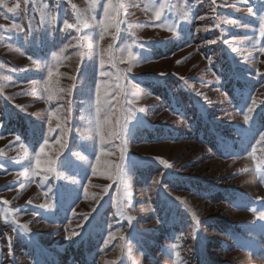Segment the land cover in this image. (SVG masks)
<instances>
[{"label":"rangeland","instance_id":"rangeland-1","mask_svg":"<svg viewBox=\"0 0 264 264\" xmlns=\"http://www.w3.org/2000/svg\"><path fill=\"white\" fill-rule=\"evenodd\" d=\"M3 2L0 264H264V0Z\"/></svg>","mask_w":264,"mask_h":264},{"label":"snow or ice","instance_id":"snow-or-ice-1","mask_svg":"<svg viewBox=\"0 0 264 264\" xmlns=\"http://www.w3.org/2000/svg\"><path fill=\"white\" fill-rule=\"evenodd\" d=\"M0 6H3L5 8H7V11L9 13L16 12L17 9L20 7L19 4H17L15 7L8 6L7 4H4L3 0H0ZM72 7H73V9H75L76 6L73 5ZM93 7H94V5H93ZM111 7H112V5L109 4L108 7L104 8L103 12H104V16L105 17H109V15H110L109 8H111ZM249 11H251V9H249ZM80 15L81 14L79 12H77V18L78 19L80 18ZM112 16L113 17L115 16V10H113ZM155 19L157 21H159L161 19V11H156L155 12ZM260 21H261V26H260L259 32H260L261 37H264V17H261ZM227 22L228 23H232V21H227ZM53 23H55V17H53ZM63 27L65 29H68V28H72L73 25L68 23L67 20H65L64 23H63ZM107 27L108 26L105 25L104 29H102L101 35H100V39H103V31L106 30ZM13 28L19 29V25L18 24H14ZM212 42L214 43L215 41H212ZM93 48H94V46H93ZM233 51H235V49H233ZM260 51L264 52V46H262L260 48ZM127 57H128L129 60L135 59V56H134V54H133V52L131 50V47H129L127 49ZM59 58H60L59 54H56V55L53 56L54 60H58ZM145 61H147V60H145ZM34 63H35V61H34ZM100 63H101L100 75L101 76L110 75L109 73H107V72H105L103 70L104 69V59H103V57L101 58V62ZM128 71H131V68H129ZM161 75H163V73ZM51 76H52V73L49 72V80H51ZM132 87H133V89H135L134 85ZM44 88L49 94V99L53 98L56 92L63 91L62 89L50 88L47 84L44 85ZM107 94H108L107 90H105V95H107ZM136 94H138L137 91H133V92H130V93H125V96H126L125 103L129 104V105L131 104V101L127 99V95L135 96ZM197 95H199V93H197ZM96 97H97V101H96L97 107H96V118L94 120V124L95 125H102L103 122L100 121V119H99V114H100V111H101V108H100V89L99 88L96 89ZM205 99H206V97H205ZM104 103L107 105L106 113L107 112H111V110H112V102L110 100H106ZM251 104H252V106L247 108V114H245L244 117H243L244 118V122L246 124L249 121H251V119H252V115L251 114L253 113V111H254V109L256 107V101L253 99L251 101ZM124 111L127 114L122 117V123L120 124L119 131L113 130L110 133V135H112L114 137L118 136L121 139V141H122V145L124 146V150H126V139L125 138L127 136H129V121L135 119V111H143V109L133 110L132 108L129 107V108L124 109ZM259 138H260L261 141H264V134H261L259 136ZM103 140H104V136L101 135V141L103 142ZM21 147H23V145H21ZM124 150H122V153H121V164L116 166V168H117L116 172L114 174H111V173L108 174V178L109 179H113L120 186H123L126 183V178H127V172L125 170V165H124V160H125ZM44 151H45V148H43V147L40 148V152L41 153H44ZM104 154L105 153L101 152V155H104ZM48 163H49L50 166L47 168V170L48 171H54V167L52 166V165H54V161H49ZM98 163H99V161L97 160V164ZM160 163L164 164L165 167H168V168L172 167L170 164H168L164 160H161ZM35 164H36V168L37 169H39L41 167V160L39 159V157L36 158ZM94 172H95V169H94ZM31 174H32L31 172H22V173H20V175H31ZM262 179H264V176H262ZM106 191H107V189H106ZM117 191L118 192L120 191V187L117 188ZM45 195H47V193H45ZM5 203H7V202H5ZM41 207H43V205ZM192 215L195 216V213H193ZM23 227L25 228V230H27V226L26 225L23 226ZM72 235H77V233H72L71 235H69L68 238L71 239ZM176 255L178 257L179 253H176Z\"/></svg>","mask_w":264,"mask_h":264}]
</instances>
